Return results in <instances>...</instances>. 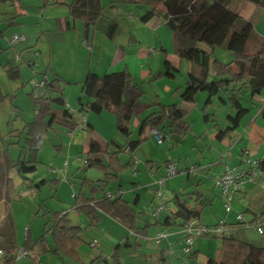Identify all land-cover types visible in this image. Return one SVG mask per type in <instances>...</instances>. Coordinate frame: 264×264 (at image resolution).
<instances>
[{
    "label": "crops",
    "instance_id": "0c3cea01",
    "mask_svg": "<svg viewBox=\"0 0 264 264\" xmlns=\"http://www.w3.org/2000/svg\"><path fill=\"white\" fill-rule=\"evenodd\" d=\"M75 2L0 0V93L6 97L0 104V139L3 142L11 140L17 149L18 138L10 133H22L23 137L19 139L22 143L26 125L35 118L33 100L32 113L28 115L13 105L15 86L10 84L23 83L24 71L30 74L34 69L31 64L36 59L35 52H39L38 76L50 81L54 75L61 77L67 102V106L51 105L54 125L39 151L35 171L22 177L17 170H12L10 177L15 195L11 202H0V207L4 206L5 217L9 216L1 226L2 233L10 234L17 252L22 248L29 251L27 256L17 258L14 264H207L210 258L219 255L221 247L216 240H221L222 235L199 238L194 248L197 257L191 259L182 251L181 228L165 225V222L177 212L178 200L189 209L201 211L197 219L201 224L212 227L222 222L220 213H215L213 208L217 205L222 211L221 207L227 201L221 197L217 184L220 174L227 166L248 172L251 166L245 160L264 158V89L253 98V104L247 92L236 94L248 109V114L235 131L219 138L221 132L232 126L228 116L234 113L229 104L222 103L220 97H214L206 109L213 117L205 122L207 93H199L194 103L182 100L188 87L191 64L188 62L189 66H185L180 60L173 33L163 18L155 16L144 22L142 18L150 10L144 4L90 0L89 8L101 6V16L94 23L86 24L84 17L71 16L70 6ZM228 7L251 25L247 46L259 48L264 40V7L246 0H228ZM159 9L164 10V6L160 5ZM112 22L117 23V28L110 36ZM15 34L24 36L25 42L12 46L10 39ZM227 46L228 41L221 47L228 50ZM73 50L82 54L77 52L76 56L83 61L80 75L76 78L70 65ZM17 54L20 64L16 62ZM165 59L173 66L172 77L155 80L157 73L166 72ZM58 63L65 64L63 70L58 69ZM232 68L237 71L235 65ZM122 71H128L144 89V95L133 111L130 140L145 141L135 151L119 153L116 171L109 165L110 155L116 153L117 148L108 147V154H90V149L93 141L103 147L111 141L120 146L128 141L125 137L123 142L116 127L121 97L101 92L95 99L103 108L100 114L82 109L80 99H83V84L89 73L105 76ZM11 73L15 79L10 77ZM211 75L215 76L212 65ZM66 85L71 87L69 91ZM30 95L36 98L34 93ZM174 104L187 112L184 122L188 131L184 135L170 133L169 121L160 132L166 136L165 140L159 141L151 128H146L141 134L142 123L149 115L157 112L160 106ZM68 108L85 117V129L80 132L70 129L78 119L72 114L69 120L64 118L63 112ZM82 155L84 160L101 161L102 165L88 167L80 159ZM74 156H77L78 164L70 165ZM170 158L175 162L178 174L163 186L170 194L168 197L163 191L168 210L151 220L143 205L150 206V210L155 206V183L165 176ZM92 170L100 171L98 179L90 177ZM79 181L80 186L75 187ZM107 193L119 194L118 197L129 203L137 214L138 228H148L145 237L137 236L119 219L102 211H98L99 222L93 225L91 219L78 210L84 206V201H102ZM144 199L147 202H143ZM233 202L235 209L238 212L242 210L239 214H244L248 222L262 214L264 176L260 175L256 183H247L235 192ZM54 213L65 214L73 226L82 229L79 243L65 248L55 242L52 232L56 225ZM235 213L231 210L229 215ZM237 216L235 222L224 218V223L230 234L247 240L246 231L252 228L240 225ZM158 232H165L167 237L156 244L154 238ZM93 242H97L96 248L92 247Z\"/></svg>",
    "mask_w": 264,
    "mask_h": 264
},
{
    "label": "trees",
    "instance_id": "16d2710c",
    "mask_svg": "<svg viewBox=\"0 0 264 264\" xmlns=\"http://www.w3.org/2000/svg\"><path fill=\"white\" fill-rule=\"evenodd\" d=\"M246 1L264 7V0ZM121 2L149 6L150 10L142 18L144 22L155 16L165 20L167 27L173 33L175 50L180 60L191 64L189 83L181 97L182 100L186 103H194L199 93H207L204 120L208 122L213 115L209 114L206 109L212 104V98L220 97L222 103L230 105L234 114L228 116L232 126L228 127L225 132H221L219 138L235 131L242 119L248 114V109L236 94L242 91L247 92L253 104V98L260 95L264 89V40L258 51L254 53H248L244 48L252 29L250 23L228 7V0H121ZM89 4L90 0H76L70 6L71 16L84 17L86 24L94 23L101 16V6L89 8ZM160 5L164 6V10L159 9ZM116 28L117 23L112 22L109 30L110 36L113 35ZM227 41L228 51L237 56L230 63H224L215 57L216 49ZM203 47L208 48L210 52H207ZM211 65L215 71L214 77L211 75ZM233 65L237 71L233 70ZM165 68L166 72L164 74L157 73L154 76L155 80L162 77H172L173 66L167 59H165ZM10 77L16 78L12 73ZM62 84L63 79L54 75L53 79L46 83V95L39 98L32 97L36 115L34 120L26 125L22 143L19 141L23 137L22 133L15 131L10 133V135H15V138H18V143H16L20 146L18 158L15 159L11 156L9 147L0 150V202L3 200L11 202L15 195L13 180L10 177L12 170H17L22 177L35 171L39 151L54 125L55 117L51 105L67 106ZM101 92L121 97V103L116 114V127L128 141L123 146L111 141L104 147L93 141L91 142L90 154L101 152L108 154V147L114 146L117 148V152L110 155L109 167L118 171L115 164L118 163L119 153L135 151L145 141L144 139L130 140L133 111L138 100L144 95V89L135 82L128 71L113 72L105 76L89 73L83 84V99H80L82 109L86 108L100 114L103 108L95 102V99ZM5 99L6 97L0 93V104ZM84 99L88 101H84ZM63 114L67 120H69L70 114L74 116L69 108L64 110ZM51 116L52 118L49 120L48 118ZM186 116L187 112L177 104L160 106L157 112L152 113L143 121L141 134L146 128L161 132L166 121H169L170 133L176 132L184 135L188 131L184 122ZM70 129H76V124H72ZM165 139L166 136L164 135L163 140ZM86 161L88 167L102 165L101 161ZM257 168L261 173H264V158L258 161ZM83 203L84 206L78 207V210L86 214L93 225L99 222L98 211H102L119 219L137 236L145 237L147 235L148 228H138L136 212L122 197L108 198L106 196L102 201L87 200ZM177 208V212L166 219L165 225H177L182 228L201 216L200 210L189 209L185 203H181L179 200ZM262 214L264 215V211ZM52 216L56 222L52 230L55 242L65 248L79 243V235L82 229L73 226L65 214L54 213ZM8 219L9 216H6L4 223ZM173 220L174 223H172ZM1 228L0 249L4 251L5 255L0 258V264H14L17 248L10 234L5 235ZM10 228L12 229V226ZM221 241L219 255L210 258L207 264H264L263 246L243 240L234 233L222 235ZM56 251L52 250V252ZM196 257L197 253L190 256L191 259H196Z\"/></svg>",
    "mask_w": 264,
    "mask_h": 264
},
{
    "label": "built area",
    "instance_id": "2783aa9c",
    "mask_svg": "<svg viewBox=\"0 0 264 264\" xmlns=\"http://www.w3.org/2000/svg\"><path fill=\"white\" fill-rule=\"evenodd\" d=\"M25 37L22 35L15 34L10 39V44L13 46L16 43L24 42ZM34 57L36 58L35 61L31 64L33 68L38 66L37 58L39 57V52L34 53ZM16 59H20V56L17 54ZM48 79L42 78L39 81H36L35 79L31 80V84L35 85L36 88L40 89V95L37 97H44L46 95V83ZM70 112L73 113L75 116H77L76 121V129L83 130L87 126V122L85 117H82L77 110L70 109ZM153 135L156 136V138L159 141L163 140L162 134L158 131L153 129L152 130ZM250 166L251 169L248 172L239 171L237 168H231L226 167L224 171L220 174V177L218 179V187L221 190L222 195L227 200L226 210L227 212L231 211V205L229 202L232 201L233 194L241 189L245 184L247 183H256L262 174L258 168V161L251 159L245 160ZM86 163L87 161L84 160ZM137 163V162H135ZM178 171L176 168L175 162L170 158L167 161L166 164V173L165 176L156 180L157 189L155 192V208L154 213L155 216L158 217L161 213L168 210L167 207V198L165 193L163 192L162 188L165 185L166 181L171 180L175 176H177ZM122 193H120L121 195ZM119 195V194H118ZM118 195H114L112 193H107L108 198H115ZM5 219V213L0 209V227L2 226ZM237 219L240 224L246 226L247 228H252L258 232L259 235H264V215L258 214L255 216V218L248 222L244 216V214H239L237 216ZM229 229L226 227L224 221L220 222L217 226H206L204 224H201L197 219L192 220L190 223L184 225L181 228V243H182V251L185 254V256L190 257L194 253L195 243L196 240L199 238L207 237V236H213V235H224L229 234ZM167 235L165 232H158L154 238L156 244H159L161 240L166 238ZM2 241L0 237V242ZM92 247H97V242L92 243ZM29 254V251L22 248L19 249L16 255V259L20 257L27 256ZM5 255L4 251L0 249V258H2ZM189 261V260H188Z\"/></svg>",
    "mask_w": 264,
    "mask_h": 264
},
{
    "label": "rangeland",
    "instance_id": "374dc122",
    "mask_svg": "<svg viewBox=\"0 0 264 264\" xmlns=\"http://www.w3.org/2000/svg\"><path fill=\"white\" fill-rule=\"evenodd\" d=\"M20 43H22V42H20ZM260 46H261V44H260ZM244 48L245 49H249L250 52L254 53V52L258 51V49L260 47L259 48H256V47L253 48L250 45L247 46V42H246ZM77 52L80 55H82L78 50H73L71 52V54H70V59L72 58V64H70V65L72 66V73L74 74V77L75 78L80 75L81 69L83 67V66H81V64H83V61L80 60L81 58L79 56H76V53ZM250 52H248V53H250ZM215 54H216L217 58L220 61H223V62H226V63H230V62H232L233 60H235L237 58V56L234 53H232V52H230L228 50L223 49V47H218L216 49V53ZM76 58H78V59H76ZM16 62L20 64L21 60L18 59ZM37 62H40V60L37 59ZM183 62L185 64V66H189V63L187 61H183ZM64 65L65 64H63V63H58V66H59L58 69L63 70L64 69V67H63ZM38 67L39 66H36L34 69H32L31 72H30V74L26 70L24 71V80H23V83L22 82H10V84H14V86H15V88H14V90L12 92V96H15V98L13 97V105L16 106V107H18L19 109H21L23 111V113L26 114V115L31 114L32 113V108H33L32 96L30 94L31 93H34L35 97H38L40 95V89L39 88H36L35 85L31 84V80L32 79H35L36 81H39L41 79L40 76H38V72H39V68ZM21 84H23V87H21L22 86ZM78 87L81 88V85H78ZM66 88H67V91H69L70 90L69 88H71V87L67 86ZM2 126H3V124H2ZM4 128L5 127H3V129ZM78 132H80V130ZM118 135L120 136V138L123 139V142L126 141V138L125 137L123 138V135H120V134H118ZM52 138H53V134H52ZM10 141L11 140H4V142H3V140L0 139V150L4 149L5 147H9L11 156L16 159V158H18L19 153H20V146H17V149H14L15 146L13 144H11ZM120 141H122V140L120 139ZM52 143L53 144H56V142H54V141H52ZM79 157H80V159L82 161H84L85 156L82 155V156H79ZM66 159H68V157H66ZM70 162H71L70 165L77 163V156L76 157L74 156V158H72L70 160ZM89 175H90L91 178H93V179L96 180V179H98L99 175H101V173H100V171L92 170L89 173ZM261 175H262V177L264 176L263 173ZM124 179H126V178H124ZM126 181H127V179H126ZM79 186H80V181L77 183V185L75 187H79ZM162 190L164 192L166 191L165 188H163ZM165 193H166V195L168 197L170 196V194L167 191ZM221 197L225 200V198H224L223 195H221ZM143 202H147V199H144ZM234 202H233V198H232V201L229 202V204L231 205V210H233V211L236 212L235 214H231V216L229 215V212H227V210H226L225 202L223 204V202L221 201V203L223 204V205L221 204L222 205V207H221L222 208L221 209L222 211H220L218 209L219 206H218V208L216 207L217 205L215 207H213L215 213L216 212H219L220 213V218H223L222 221H224V218H227V219L229 218L228 219L229 221H231V222L234 221L235 222L236 221L235 220V217L239 213H242V210H241V212H238L237 209H235ZM217 204H218V202H217ZM143 208L147 209L149 219H151V220L156 219V216H155V213H154L155 206L151 210H150V206L148 207V205H143ZM0 209L3 212L5 211L3 205H1ZM208 212L210 213V209H208ZM246 232H247V238H246L247 240L246 241L253 242L256 245H259V246H263L264 247V235H259L256 230H252V229L247 230ZM217 242H218V244L221 247L222 241L220 239H218V240H216V243Z\"/></svg>",
    "mask_w": 264,
    "mask_h": 264
}]
</instances>
